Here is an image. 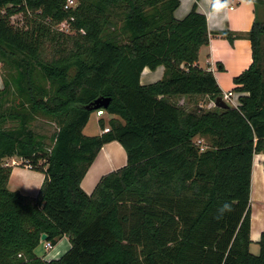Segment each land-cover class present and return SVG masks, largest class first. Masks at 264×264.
<instances>
[{"label": "trees", "instance_id": "1", "mask_svg": "<svg viewBox=\"0 0 264 264\" xmlns=\"http://www.w3.org/2000/svg\"><path fill=\"white\" fill-rule=\"evenodd\" d=\"M74 1L0 0V264H264V232L250 252L252 164L264 151V0H248L256 18L243 34L209 33L196 4L176 19L179 0ZM210 35L248 40L252 62L233 78L236 107L189 111L174 100L223 98L197 65ZM160 67V80L141 84L145 69ZM98 99L108 108L96 110ZM99 110L115 117L98 122L109 132L85 135ZM37 119L57 131L38 133ZM112 142L126 164L88 195L81 182ZM13 158L44 175L36 197L8 189ZM64 237L69 250L45 261V244Z\"/></svg>", "mask_w": 264, "mask_h": 264}, {"label": "crops", "instance_id": "2", "mask_svg": "<svg viewBox=\"0 0 264 264\" xmlns=\"http://www.w3.org/2000/svg\"><path fill=\"white\" fill-rule=\"evenodd\" d=\"M179 2L180 5L175 11L174 17L178 20L184 18L193 5L196 4L198 12L206 17L208 31L211 34L223 31H230L235 34L247 33L256 18L255 6L248 0H179ZM251 54L250 42L244 38H238L233 43H229L226 39L219 36L210 35L208 45L200 49L197 65L201 69L209 70L213 73L222 95H225L234 89L233 78L249 68L252 62ZM217 64H221L223 71L217 69ZM162 75L163 68L161 67L155 71L145 69L141 75L140 82L142 85H148L160 80ZM181 99L184 101V98ZM205 100L206 106L212 107L211 102H208L207 98ZM192 102L194 103L195 101L192 100ZM201 103L194 106L202 108ZM182 104L180 103L179 105ZM103 116L98 118L95 115L92 119L93 122H88L84 129V134L87 136L101 135L102 131L98 122L99 120H104ZM113 118L115 117L110 116L109 120ZM110 148L115 151V155H112ZM14 160L15 158L10 159V163ZM125 164L126 154L119 143L112 142L105 145L82 180V190L90 195L102 176L119 169L117 168L119 166L123 167ZM9 167H11L12 172L8 182V189L28 197H36L44 180V175L21 166L10 164ZM250 198L251 241L256 245L261 233L264 232V151L253 158ZM69 248L68 239L64 237L52 250L45 254L44 260H57ZM62 251H64L63 254L56 257Z\"/></svg>", "mask_w": 264, "mask_h": 264}, {"label": "rangeland", "instance_id": "3", "mask_svg": "<svg viewBox=\"0 0 264 264\" xmlns=\"http://www.w3.org/2000/svg\"><path fill=\"white\" fill-rule=\"evenodd\" d=\"M257 17H258V20L259 21H261V22L264 21V6L261 5V4L257 7ZM14 22L15 23H19L20 22V16L16 17L15 20H14ZM59 29H62V31H65V28L59 27ZM0 75H1V69H0ZM0 83H1V79H0ZM234 95H235V98H236V94H234ZM235 98H233V99L235 100ZM205 99L198 98V99L195 100V99H190V98H184V101H182L181 98H177L174 101L178 105L180 103H183L182 105H179V106L183 107L184 109H187L189 111L198 112V111H204L205 109H209L210 108V106H208V107L206 106V100ZM192 100L195 101V102L193 103ZM199 103H201L202 108H199L198 106H194L195 104L198 105ZM211 106H212V103H211ZM94 117H95V114L93 113L90 116V119H89V122L90 123L93 122L92 119ZM109 118H110V116L108 114H106V115L103 116V119H104L103 121L105 122V126L106 127H108L107 123H108ZM33 129H35L40 134H45V135H48V136L52 135L53 133H55L57 131V128H56V126L53 123H50L48 120H44V119H37L34 122V124H33ZM86 134H87V131H86ZM196 143L197 144L198 143H201V145L207 144V143H205L203 141H196ZM21 163L22 162H21V160L19 158H15V160L13 162H11V163H10V160H8L7 166H9L11 164L13 166H21V167H24V168H27V169L30 170L29 167H27L26 165H22ZM122 164H121V166H122ZM37 166L38 167H42L43 166V163L42 162H39ZM121 166H119L117 168H120ZM106 172H108V171H106ZM258 250L259 249H258L257 244L254 245L252 243L251 246H250V252L252 254H254V255H257L258 254ZM36 254L39 257H41L42 255H44V249H43L42 242H41L40 246L36 249Z\"/></svg>", "mask_w": 264, "mask_h": 264}, {"label": "built area", "instance_id": "4", "mask_svg": "<svg viewBox=\"0 0 264 264\" xmlns=\"http://www.w3.org/2000/svg\"><path fill=\"white\" fill-rule=\"evenodd\" d=\"M66 3H67V4H66V8H73V7L75 6V3H76V2H75L74 0H67ZM15 18H16V17H12V18H11V22H12V23H14ZM59 27H61V28H65V31H63V32H67V31H68V26H67L65 23H61V24L58 26V30H59V31H62V29H59ZM233 98H235L234 93L229 92V93L223 95V98H222V99H223L227 104H229L230 106H232V107H236V106H237V97L235 98V100H234ZM213 106H214V104L212 103V107H213ZM210 108H211V107H210ZM104 114H105V112H104L103 110H99V111H96V112H95V115H96L98 118H101ZM107 132H109V129H108V128H106V129H104V130L102 131V133H107ZM45 248H46L47 251H50V250H52L53 247H51L49 243H46V244H45Z\"/></svg>", "mask_w": 264, "mask_h": 264}, {"label": "water", "instance_id": "5", "mask_svg": "<svg viewBox=\"0 0 264 264\" xmlns=\"http://www.w3.org/2000/svg\"><path fill=\"white\" fill-rule=\"evenodd\" d=\"M96 104V110L103 108V109H107L108 108V104H109V100H97L95 102ZM214 107L219 108V109H226L228 108V104L222 99V98H218L216 99V101L214 102ZM41 242L46 241V235H42Z\"/></svg>", "mask_w": 264, "mask_h": 264}, {"label": "bare ground", "instance_id": "6", "mask_svg": "<svg viewBox=\"0 0 264 264\" xmlns=\"http://www.w3.org/2000/svg\"><path fill=\"white\" fill-rule=\"evenodd\" d=\"M110 151H111L112 155H115V151H113L112 148H110ZM91 173H92V171H91ZM63 252H64V251L58 253V254L56 255V257H57V256H60L61 254H63ZM53 256H55V255H53Z\"/></svg>", "mask_w": 264, "mask_h": 264}]
</instances>
